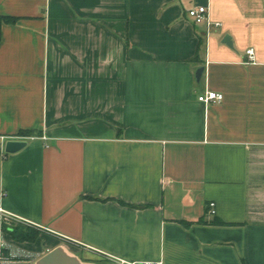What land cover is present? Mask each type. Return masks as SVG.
Segmentation results:
<instances>
[{
    "label": "crops",
    "instance_id": "0c3cea01",
    "mask_svg": "<svg viewBox=\"0 0 264 264\" xmlns=\"http://www.w3.org/2000/svg\"><path fill=\"white\" fill-rule=\"evenodd\" d=\"M0 15L19 19L0 43V209L41 232H0V264L59 246L93 264H264V0H0ZM208 90L224 100L199 102Z\"/></svg>",
    "mask_w": 264,
    "mask_h": 264
},
{
    "label": "built area",
    "instance_id": "2783aa9c",
    "mask_svg": "<svg viewBox=\"0 0 264 264\" xmlns=\"http://www.w3.org/2000/svg\"><path fill=\"white\" fill-rule=\"evenodd\" d=\"M189 16L192 18L195 24L197 25H204L207 29V34H209L210 30L212 28H221L222 24L219 22H214L210 15H209V10L207 7H197L189 11ZM249 58L251 61L254 60V50H249L247 52ZM199 102L205 104V105H211L215 103H221L224 100V95L218 92L214 91H205L203 92L199 98ZM45 139V138H44ZM209 211L212 216L216 215V204L213 202L209 205ZM16 220L25 223L23 220L20 218H17L13 214L7 213L4 210L0 209V232L2 234L3 231V224L8 223L9 221ZM1 249L3 253V262H9L11 260L17 259L15 255L10 253L11 247L5 243L2 242L1 244ZM4 251H8L9 254L8 256L5 255Z\"/></svg>",
    "mask_w": 264,
    "mask_h": 264
},
{
    "label": "trees",
    "instance_id": "16d2710c",
    "mask_svg": "<svg viewBox=\"0 0 264 264\" xmlns=\"http://www.w3.org/2000/svg\"><path fill=\"white\" fill-rule=\"evenodd\" d=\"M19 19L11 16H2L0 15V43L2 40V27L3 25H16ZM205 42L200 40L199 50L204 47ZM193 62H198V56H195L192 60ZM20 137H34L38 136V133L35 131H21L19 133ZM2 156L1 145H0V157ZM3 231L6 232L14 242L16 243H36L41 236L40 231L32 230L29 227H23L22 225L17 226H3ZM5 255L8 256L9 252L4 251Z\"/></svg>",
    "mask_w": 264,
    "mask_h": 264
},
{
    "label": "water",
    "instance_id": "95a60500",
    "mask_svg": "<svg viewBox=\"0 0 264 264\" xmlns=\"http://www.w3.org/2000/svg\"><path fill=\"white\" fill-rule=\"evenodd\" d=\"M229 39V38H228ZM225 44L231 47V43L227 40ZM204 73V67H200L196 73V80L200 84ZM27 147V142L24 141H9L5 145L6 154H16ZM36 264H93L83 262L79 257L70 254L64 246L55 248L43 258L37 261Z\"/></svg>",
    "mask_w": 264,
    "mask_h": 264
},
{
    "label": "rangeland",
    "instance_id": "374dc122",
    "mask_svg": "<svg viewBox=\"0 0 264 264\" xmlns=\"http://www.w3.org/2000/svg\"><path fill=\"white\" fill-rule=\"evenodd\" d=\"M17 226V225H22L23 227H29L31 228L32 230H36V231H39L38 228L34 227V226H31V225H28V224H25V223H22V222H19V221H16V220H12V221H9L8 223H4L3 226Z\"/></svg>",
    "mask_w": 264,
    "mask_h": 264
}]
</instances>
